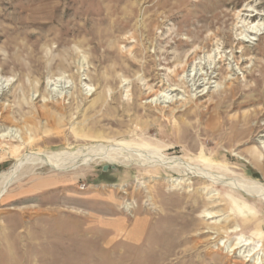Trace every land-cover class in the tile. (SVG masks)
<instances>
[{"label":"rangeland","instance_id":"374dc122","mask_svg":"<svg viewBox=\"0 0 264 264\" xmlns=\"http://www.w3.org/2000/svg\"><path fill=\"white\" fill-rule=\"evenodd\" d=\"M252 22L264 0H0V134L24 139L0 142V174L24 154L139 148L69 170L26 160L0 199V264H264V199L234 185L264 186Z\"/></svg>","mask_w":264,"mask_h":264},{"label":"bare ground","instance_id":"6f19581e","mask_svg":"<svg viewBox=\"0 0 264 264\" xmlns=\"http://www.w3.org/2000/svg\"><path fill=\"white\" fill-rule=\"evenodd\" d=\"M255 16V15H254ZM259 22V21H258ZM262 26L264 27V23H254L249 26L246 30L250 32V34L258 35L262 33ZM222 58L221 52L219 51V48L214 49L211 53L205 55V58L207 61L210 59H214L216 57ZM193 60L192 58H189L187 63H191ZM206 63V62H205ZM202 66H200L201 69ZM199 70V69H198ZM160 93L159 91L156 92L154 95H158ZM162 94V93H160ZM157 98V97H155ZM18 136L14 131H9L6 133L0 134V142H8V141H20L24 142V139ZM20 139V140H19ZM97 144V143H96ZM84 147V146H83ZM139 149V148H138ZM136 147H133L130 143H115L110 145H104L97 144L94 146H87V147H80V149L76 151H68V150H61L57 152L47 153V152H37V153H31V154H24L21 157L17 159V162L10 167V169L6 172L3 171V173L0 174V199L4 196L7 189L17 181L19 170L22 171L21 166L26 163V160H30V158H34L35 160L39 161L38 163H44L47 164L55 169L60 170H66L70 167H75L81 164H87L90 163L95 158H99L102 161L107 162L108 164H116V163H125V161L128 159V155L124 156L122 155V152H127V154L131 155L135 151H139ZM13 150L15 153H19V146L13 145ZM145 150V149H144ZM155 153L152 155H146L149 158H152L153 160L149 161L148 163H159L163 166H169L171 169H177V168H183L185 171H188L189 173L196 174V176L201 177H207L208 174L204 173L203 171H200L193 165H191L188 162L181 161L179 158L176 157H167L162 156L159 154V152L154 151ZM27 153V152H26ZM138 155V154H137ZM155 159V160H154ZM16 160V159H15ZM142 161V160H141ZM140 162V161H139ZM138 162V163H139ZM31 164V163H30ZM144 164V163H141ZM147 165V164H145ZM24 166V165H23ZM151 166V165H150ZM154 166V165H153ZM197 166V165H196ZM36 170V169H35ZM178 170V169H177ZM182 172V171H180ZM22 174V173H21ZM209 176V175H208ZM20 178V177H19ZM233 179V178H232ZM244 179V180H243ZM239 183H234V185H237L238 188H241L252 195H257L264 199V186L261 185L258 181L253 179H247L243 178ZM221 181V180H220ZM226 181V180H225ZM236 187V188H237ZM236 204H238V201H235ZM215 212L208 211L206 217H214ZM254 241L251 240V238H245L241 239L239 242L235 244L234 249L242 248L244 246L252 245ZM258 242V241H257ZM262 244L259 245L258 243L253 246V248L249 251L252 253V256H257L258 262H262L263 258V251ZM261 258V259H260Z\"/></svg>","mask_w":264,"mask_h":264},{"label":"water","instance_id":"95a60500","mask_svg":"<svg viewBox=\"0 0 264 264\" xmlns=\"http://www.w3.org/2000/svg\"><path fill=\"white\" fill-rule=\"evenodd\" d=\"M114 167V166H113ZM108 168H109V165L108 164H106V165H104L103 166V169L106 171V170H108Z\"/></svg>","mask_w":264,"mask_h":264}]
</instances>
